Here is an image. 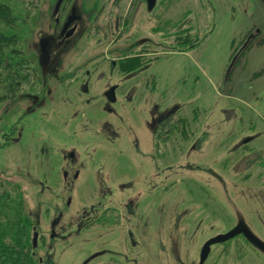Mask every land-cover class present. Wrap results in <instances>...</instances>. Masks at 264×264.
Returning <instances> with one entry per match:
<instances>
[{
	"label": "flooded vegetation",
	"instance_id": "flooded-vegetation-1",
	"mask_svg": "<svg viewBox=\"0 0 264 264\" xmlns=\"http://www.w3.org/2000/svg\"><path fill=\"white\" fill-rule=\"evenodd\" d=\"M158 1L160 4V0H156L152 9L148 8V0H145L143 10H132V3L123 10L121 0H116L110 6L113 20L101 22L99 19L104 11L108 10L105 0H97L92 4V8L88 9H86L88 3L85 1L82 2V7H79L75 0H50L49 7L52 6L48 11L50 20L45 25L47 33L44 35L41 24L43 11L42 8L40 9V21L37 23L34 40L29 44L28 49L34 54L41 79L37 83L35 81V86L24 88L17 98L8 102L0 112V152L21 144L26 136L31 141V146L37 142L40 148L38 157L40 169L36 175L41 179V183L47 182L52 177L51 169L54 163H58L59 169L62 167L63 182L70 185L69 181L79 180L85 169V164L82 161L78 162L77 146L94 149L99 143L103 146L104 141L108 140L109 144L104 145L100 152H95L93 162H104L102 157L105 156L110 161L108 163L111 167L109 176L114 179H128L116 185L114 191L100 189L101 194H97L96 200L90 207L77 211L74 227L70 229V232L60 224L64 215L58 212L56 218H52L49 223L47 244L43 245L46 252L50 253L54 250L55 241L60 242L57 246L61 250H65L71 246V237L82 238V236L92 234L97 244L81 264H148V259L150 261L152 259L148 254L147 244L144 246L143 256L141 248H137L140 246L141 235L147 223L148 227L152 224L151 215L154 211L158 212L157 207L161 204L158 200L163 196L162 194L171 189H175L174 191L181 189L189 200L188 204L181 205H189L193 210L196 208L193 205L198 201H204L203 197L211 202L213 184L217 183L220 187L225 186L221 173L227 171L228 161L231 158L236 160V170L246 167L252 169L248 172V174H253L250 176L253 180L251 188L256 189V194H264L262 185L264 184V144L254 143L257 139L256 134L242 139L233 150L234 152L227 154L221 160L218 170H213L209 164L215 160L209 162L204 158V164H198L194 158L196 153L202 150V155L204 153L208 141L209 115L201 110L195 111L197 108L193 106L194 102L191 100L189 89L186 102L188 106L175 104L164 107L163 102L169 92L165 91L167 88H165L162 73L163 67L156 70L157 64L153 61H157V57L162 55L166 56L163 61L167 62L173 57L202 51L212 30L204 26L206 22L202 21L200 15H196L190 8L189 10H187L188 7L181 9L178 4L179 0H162L160 10H157ZM257 1L264 3V0ZM206 5L211 7V1L206 2ZM191 8L196 9L195 6ZM155 11L160 12L157 15L158 23L150 29L148 36L147 34L142 36V32L140 33L142 22L137 23L136 17L139 14L141 18H145L148 13L151 15ZM196 11L197 14L200 13ZM85 13L89 16L88 29L93 28L95 32L101 33L104 39L114 38L112 41H115L116 35L123 34L127 40L124 45L116 46L115 50L109 52L114 57L110 58L108 55L102 57V59L109 60L107 64L110 66L112 76H116L117 73L129 78L123 84L109 85L103 91L101 97L103 102L101 101L100 106L96 95L91 94L92 80L85 77L76 79L79 75L83 77V73L90 76L91 63L85 62L84 57L85 54L89 55L85 52L87 48L84 37L74 41ZM166 13L171 15L161 20L159 16H165ZM196 16L199 17L196 18ZM197 27L203 28L196 29ZM249 39L251 41L246 46ZM255 42L257 45L264 44L261 32L253 27L235 43L234 55L244 48L243 55ZM138 70L140 73L137 74ZM187 76L186 69L183 68L177 73L176 78L172 79V82L176 83L185 77L187 86ZM225 81H227L226 78ZM62 91H67L69 94L64 97L62 95L53 97L54 93L58 94ZM76 92L79 94H75ZM122 96L124 100H120ZM49 107L50 109L47 110L49 118L46 120L45 111ZM33 115H35L34 119L38 120L37 124L40 125L38 130L49 141L46 144L40 136H34L30 132L31 126L25 127L24 125L23 127V120ZM101 115L104 117H100ZM130 115L140 126L145 124L153 135L154 145L149 151L144 149L135 137L133 143H130L131 129L126 130V121H131ZM34 119H32L33 123ZM253 128L262 132V128L257 125ZM100 133V136L97 135ZM239 133L242 131L239 130ZM121 134L127 138L123 143L125 148L121 147L125 149L123 154L119 153L122 142L116 143L121 140ZM52 138L59 140V145L64 146L66 142H69L67 146H73L76 149L71 148L67 152H59L55 157L52 155V148H54L51 146L52 141L50 142ZM116 146L118 148H115ZM184 148H186L188 158L187 164L178 165L177 169L172 167L171 174L164 176L168 168H163V165L172 161L179 162V154L184 152ZM219 148L221 152L224 150L223 143H219ZM107 150L110 154L105 153ZM137 150L141 152L134 153ZM223 155L222 152L220 158ZM96 166L98 167L97 177H99L103 173L104 165L96 164ZM181 166L182 169L184 167L187 169L181 171ZM219 171L221 173H218ZM248 174H241L238 179L244 181ZM138 176H143L150 183L152 191L148 192L149 194H143L141 191L127 194L132 189L133 179ZM175 183H180L179 188L173 187ZM223 188L226 193L225 187ZM71 202L69 198L66 205L69 206ZM148 205L151 209L147 212L145 206ZM219 207L222 208V205L220 204ZM209 215L208 217H211ZM240 216L242 217L239 212H236V226ZM222 219L220 212L219 220ZM34 223L32 243L36 250L39 249L38 241L41 240V234L36 231L37 221L35 219ZM246 226L248 227L247 224ZM137 228H139L138 233ZM254 235L264 244L263 240L255 233ZM239 236L247 241L242 234ZM253 247L264 256L263 247ZM34 254L37 257L36 252ZM37 258L41 264H45L43 258Z\"/></svg>",
	"mask_w": 264,
	"mask_h": 264
},
{
	"label": "rangeland",
	"instance_id": "rangeland-1",
	"mask_svg": "<svg viewBox=\"0 0 264 264\" xmlns=\"http://www.w3.org/2000/svg\"><path fill=\"white\" fill-rule=\"evenodd\" d=\"M49 1L40 0L42 4L39 8H42L43 11L41 18L43 35L47 33L45 25L50 20L48 11L52 6L49 7ZM83 1L88 3L86 7L88 9L89 7L92 8V4L97 0H75V3L82 7ZM114 1L116 0H105L108 10L104 11L99 19L101 22L113 20L110 6ZM161 1L160 4L159 1L157 2V10L162 9ZM208 1H211V7L206 5ZM130 3H132V10H143L145 0H121V8L126 9ZM178 4H180L181 9L188 7L187 10L190 8L196 15H200V19L206 22L204 26H208L212 33L202 51L173 57L167 62L163 61L166 56L162 55L157 57V61H153L157 64L154 65L155 68L157 67L156 70L163 67L162 73L164 74L165 88H167L165 91L168 90L169 92L163 105L164 107L175 104L188 106L186 102L188 101L189 89L191 100L194 102L193 106L209 115L207 122L209 125L207 127L208 141L204 153L202 155V150L196 153L194 158L198 164H204V158L209 162L215 160L209 166L213 170H218L221 160L227 154L234 152L233 150L246 136L256 134L257 139L254 143L264 144V44L257 45L255 42L239 57L227 77L233 58L236 56L233 49L235 43L253 27L261 32V38L264 40V3L257 0H179ZM193 6L196 9L191 8ZM196 10L200 13L197 14ZM159 13V11H155L151 15L148 13L145 18H141L138 14L136 22H142L140 31L142 36L146 34L148 36L150 29L158 23L157 15ZM87 15L88 13L84 14L83 22L74 41L84 37L87 48L85 52L89 53V55L85 54L84 57L86 58L85 62L91 63L89 66L90 76L83 73V77L79 75L76 79L85 77L92 80L91 94L96 95V100H99L98 105L100 106L101 101L103 102L101 99L103 91L109 85L112 83L123 84L129 78L122 77L123 74L117 73L116 76H112L110 66L107 64L109 60L107 58L102 59V57L106 55L110 58L114 57L109 52L115 50L116 46L124 45L127 40L123 34L121 36L116 35L115 41H112L114 38L104 39L101 33L95 32L93 28L88 29L89 16ZM170 15V13H166L165 16L159 17L163 20ZM199 28L203 27L196 29ZM132 30L134 31L133 26ZM94 57L99 59L96 60ZM183 68L186 69L188 75L186 77L187 86L185 77L176 83L172 82V79L176 78L177 73ZM138 73H140L139 70ZM226 77L227 81H225ZM68 94L67 91H62L58 94L54 93L53 97L56 95L64 97ZM75 94L79 93L76 92ZM120 100H124V97H120ZM49 109L50 107L46 111L44 110L45 116H47L46 120L49 118L47 112ZM34 116L25 118L23 127L24 125L25 127L31 126L30 132L34 136H40L46 144L49 141L38 130L40 125L37 124L36 121L38 120L34 119ZM100 117L104 116L101 115ZM130 118L131 121H126V130L131 129L130 143H133L135 137V140H138L142 147L149 151L154 145L153 135L148 131L145 124L140 126L136 120L132 119L131 115ZM32 119L36 123H33ZM256 125L262 128V132L253 128ZM239 130L242 133H239ZM97 135L100 136L101 133ZM120 139L116 143L122 142L119 153L123 154L125 150L122 149L125 148L123 143L126 142L127 138L121 134ZM50 142L51 146L54 147L52 148V155L55 157L59 152H67L71 148L76 149V147L67 146L69 142H66L64 146L59 145V140H54V138L50 139ZM220 142L225 147L222 151L224 154L222 158H220L222 153L221 148H219ZM106 144H109L108 140L104 141V145ZM31 145V141L25 136L21 144L0 152V181L15 180L21 186L27 211L37 221L36 231L41 234V240L38 241L39 249L35 250L37 257L43 258L45 264H81L93 251L94 245L97 244L93 235L82 236V238L71 237V246L65 250H61L57 246L60 242L55 241L54 250L50 253L46 252L43 245L47 244L50 220L56 218L58 212H62L64 218L60 224L70 232V229L74 227L77 211L81 208L90 207L96 200L97 194H101L100 189L114 191L116 185L128 179H114L109 176L111 167L108 163L110 161L105 156L102 157L104 162H93L95 152L98 153L104 148V145L99 143L94 149L77 146L78 162L82 161L85 164V169L79 180L69 181L70 185L64 183L61 178L62 167L59 169L58 163H54L51 169L52 177L47 182L41 183V179L36 175L40 169L38 166L40 148L37 146V142L35 145ZM140 152L141 150L134 151L136 154ZM105 153L110 154L109 150ZM179 155V162L172 161L173 163L163 165V168H168V172L163 174L164 176L171 174L172 167L177 169L176 166L187 164L186 148ZM228 163L227 171L218 172L223 175L225 182L223 187H225L226 193L219 184H213L214 187L211 189L212 201L209 202L203 197V202L198 201L193 205L196 207L194 210L189 205H181L189 203L188 196L183 194L181 189L177 191L171 189L162 194L163 196L158 200L161 202L157 207L158 212L154 211L151 215L152 224L148 227L147 223L141 235L140 246L137 248H141L140 251L143 256V249L147 244V251L152 259L151 261L148 259V264H198L200 251L205 242L219 234L229 232L236 226V212L242 215L251 231L264 241V194H256V189L251 188L253 180L250 176L253 174H248L251 172V168L236 170L237 165L234 158H231ZM96 164L104 165L103 173L99 177H97L98 167ZM182 166L181 171H185L187 168L182 169ZM241 174H248L247 179L239 180L238 176ZM149 184L143 176H138L132 181V189L126 193L135 194V192L141 191L143 194H149L148 192L152 191ZM262 185L264 187V184ZM179 186L180 183L173 185L177 188ZM69 198L72 202L67 206L66 203ZM220 204L222 208L219 207ZM47 209L49 211L46 212ZM145 209L148 212L151 208L148 205L145 206ZM220 212L223 218L221 221L219 220ZM136 231L138 233L139 228ZM89 250L91 251L89 252ZM205 264H264V256L257 252L252 244L243 237L237 236L230 241L212 246Z\"/></svg>",
	"mask_w": 264,
	"mask_h": 264
},
{
	"label": "trees",
	"instance_id": "trees-1",
	"mask_svg": "<svg viewBox=\"0 0 264 264\" xmlns=\"http://www.w3.org/2000/svg\"><path fill=\"white\" fill-rule=\"evenodd\" d=\"M41 4L40 0H0V112L41 79L28 49ZM34 225L19 183L0 181V264H41L32 243Z\"/></svg>",
	"mask_w": 264,
	"mask_h": 264
},
{
	"label": "water",
	"instance_id": "water-1",
	"mask_svg": "<svg viewBox=\"0 0 264 264\" xmlns=\"http://www.w3.org/2000/svg\"><path fill=\"white\" fill-rule=\"evenodd\" d=\"M156 0H148V8L152 9L153 6L155 5ZM251 41V39H249V41L246 43V46L249 44V42ZM244 51V48L236 54V56H234L233 58V62L229 68L227 77L229 76L231 69L233 68V66L235 65L236 61L239 59V57L242 55V52ZM226 77V80H227ZM243 235L247 241L252 244L253 246L256 247H263L262 249H264V244L254 235V233L246 226V224L244 223V219L240 216L239 217V221H238V225L232 229L231 231H229L226 234L223 235H219L217 237H214L210 240H208L204 246L201 249L200 252V261L199 264H204L206 262V260L208 259L210 253H211V247L213 245L216 244H222L224 242H227L239 235ZM36 240V239H35Z\"/></svg>",
	"mask_w": 264,
	"mask_h": 264
}]
</instances>
